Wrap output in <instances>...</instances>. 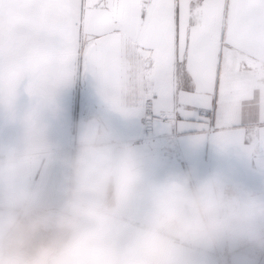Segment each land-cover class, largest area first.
<instances>
[{"label":"snow or ice","instance_id":"snow-or-ice-1","mask_svg":"<svg viewBox=\"0 0 264 264\" xmlns=\"http://www.w3.org/2000/svg\"><path fill=\"white\" fill-rule=\"evenodd\" d=\"M80 64L118 110L264 125V0H0V92L50 93Z\"/></svg>","mask_w":264,"mask_h":264},{"label":"clouds","instance_id":"clouds-1","mask_svg":"<svg viewBox=\"0 0 264 264\" xmlns=\"http://www.w3.org/2000/svg\"><path fill=\"white\" fill-rule=\"evenodd\" d=\"M14 104L0 92V108L11 115ZM22 124V146L0 145V264H194L182 249L206 253L241 236L264 242V199L230 189L218 173L170 170L145 184L139 155L97 117L81 124L63 161L62 200L49 210L28 179L50 145L35 110ZM141 194L147 210L136 221L131 206Z\"/></svg>","mask_w":264,"mask_h":264},{"label":"crops","instance_id":"crops-1","mask_svg":"<svg viewBox=\"0 0 264 264\" xmlns=\"http://www.w3.org/2000/svg\"><path fill=\"white\" fill-rule=\"evenodd\" d=\"M26 89V82L17 89L14 114L0 108V145L22 146V118L35 110L50 148L35 156L28 186L49 210L54 211L62 200L69 172L63 161L74 154L80 126L92 117L99 118L115 141L136 151L145 184L170 170L192 172L196 178L218 173L230 189H246L264 199V139L259 134L264 125L255 118H242L227 128L216 116L188 119L176 115L168 122L162 117L166 113L155 107L157 136L146 139L142 116L147 99L126 96L125 109L118 110L105 98L95 74L82 64L66 83L50 93L33 96ZM146 210L144 196L138 195L131 206L133 219L138 221ZM220 249L227 251L229 264H264V242L247 236L223 242L206 253L185 248L181 254L191 255L194 264H220Z\"/></svg>","mask_w":264,"mask_h":264},{"label":"built area","instance_id":"built-area-1","mask_svg":"<svg viewBox=\"0 0 264 264\" xmlns=\"http://www.w3.org/2000/svg\"><path fill=\"white\" fill-rule=\"evenodd\" d=\"M163 119L165 121H174L176 114H164ZM157 120V114L155 106L150 99H147L144 104L143 116H142V131L143 136L146 139H153L157 136L155 131V123ZM220 264H229V255L226 250L220 249L217 252Z\"/></svg>","mask_w":264,"mask_h":264}]
</instances>
